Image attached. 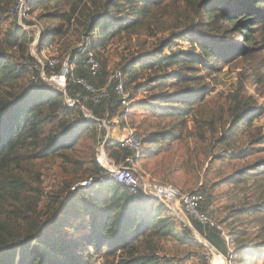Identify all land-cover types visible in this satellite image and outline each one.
Instances as JSON below:
<instances>
[{
	"label": "trees",
	"instance_id": "obj_1",
	"mask_svg": "<svg viewBox=\"0 0 264 264\" xmlns=\"http://www.w3.org/2000/svg\"><path fill=\"white\" fill-rule=\"evenodd\" d=\"M16 1L0 0V264H184L165 254L170 242L183 248L184 259L209 264L206 247L191 230L141 191L131 194L107 180L69 193L102 173L96 149L106 132L97 120L124 115L112 88L94 103V93L76 83L83 79L95 93L106 86L107 48L116 40L125 42L121 47L128 53L119 68L125 90L142 77L151 91L139 107L167 121L136 132L143 144L140 161L156 159L192 122L200 145L189 154L210 160L206 171L217 164L214 182L200 188L207 197L203 210L218 216L229 242L215 229L190 224L229 264H264V103L259 102L264 99V0H27L28 14L44 21L43 48L68 55L65 90L39 77L38 63L29 55L31 33L17 22L2 30ZM165 33L169 36L161 38ZM76 39L82 47L73 46ZM178 41L189 49H173ZM89 53L100 65L96 76L87 69ZM237 66L241 71L222 93L218 114L197 120L194 113L214 91L217 74ZM46 70L50 76L59 69ZM64 91L75 104L66 102ZM105 151L115 163L130 155L111 140ZM57 162L62 184L48 197L42 171ZM221 187L227 188L224 204L213 209L210 192Z\"/></svg>",
	"mask_w": 264,
	"mask_h": 264
},
{
	"label": "rangeland",
	"instance_id": "obj_2",
	"mask_svg": "<svg viewBox=\"0 0 264 264\" xmlns=\"http://www.w3.org/2000/svg\"><path fill=\"white\" fill-rule=\"evenodd\" d=\"M26 11H27V15L25 18L21 20V26H23L24 28H28L26 32L31 33V36L33 37V42L30 44L29 47V55L33 57L35 60H37V63L38 60L41 61V64L43 66V71L46 76H48V73L46 72L47 71L46 66L52 69L51 71H54L56 68H58L59 69L58 72L51 73V75H57L61 69L62 64H64L65 61L68 59V55L63 54L61 56L58 52H56L55 49L47 50L43 48L47 40L46 37H44L45 36L44 21L37 20L35 16H30L28 14L27 2H26ZM15 23L19 24L16 18L5 19L4 17L2 20V30L4 31V30H8L9 28L10 29L14 28ZM74 29H75L74 26H71L70 30L73 31ZM160 36H162L161 38H167L169 36V33H165ZM74 37L75 36H72V38ZM238 41L236 42L237 44ZM74 42L75 43L73 46H76V48L80 47L81 40L76 39ZM132 44L134 45L135 42L133 41ZM174 45L175 47H173ZM174 45L171 44V47H173V49H182L185 51L189 49L188 43L186 41H178V43ZM121 46L125 47L126 46L125 42L124 41L117 42L116 40L112 43L111 46L107 48L106 57L108 59V68H109L108 70L110 72L109 73L110 75H112L113 72H115L120 68V64H123L125 60H127L126 55H128V53L124 54ZM168 53L169 50L165 48L164 54H168ZM53 59L56 60L57 64L55 67L52 68L49 67L48 62ZM37 66L38 67L36 68L38 70H41V66L39 64ZM241 68H242L241 66H237L236 68H232V69L225 68L221 74H217V82L214 85L215 88L214 91L205 99V103L200 106V110L194 113L199 115V117H196L197 120L200 119V116L202 114L203 115L218 114L217 110L218 108H221L223 104L224 94L228 90H230V86L235 83L236 74L239 71H241ZM124 80H126V76ZM45 83H47L48 86H52V83L50 82H45ZM143 84H145V81L142 77H140L138 78L136 83L130 86V88L126 91L127 95H129V98L132 101V104L130 106V109L124 110V115H123V117H126V119L130 122V124L135 129V131L139 132L140 134L143 131L150 130L151 127L156 126L158 123L164 126L167 122V121L161 122L159 120H156L150 111L143 110L139 107V105L142 102H146L150 100L151 89L150 87L147 88L143 87ZM248 90L252 95H254L255 92L253 88L251 89L248 86ZM259 102L264 103V99H259ZM260 124L264 125V117L260 120ZM120 125L121 123L118 121L114 125V127L121 128ZM188 133L192 134V136L188 137ZM188 133L186 131H183L182 138L179 141L172 144L168 150L163 149L159 153V155L156 156L157 157L156 159L143 161V162L139 160L135 165V171H137V173L139 174H142L143 178L153 179L158 183L172 185L173 187L183 192H193L197 190L200 191V188L206 186L207 180H210L211 183L214 182V179L216 177L215 167L217 166V164H214L213 167H209L208 171H206L210 160L204 161L203 157L199 156V153L195 154V151L200 145V143L198 141L199 138L196 129L194 130V126L192 122H189L188 124ZM113 135L114 133L113 134L111 133L110 136L107 135V137L109 138L114 137ZM194 144L196 147L195 151L189 154V151L194 146ZM101 146L96 149V154L100 151ZM104 152L105 155L108 157L105 149ZM107 159L110 162L114 163L115 166L119 165V163H115L109 157ZM186 160H189L191 163L189 168L184 169L182 167V164ZM198 162L202 164V166L198 168V171L191 170V165H194ZM231 165L235 167L238 166V164L235 163H232ZM229 172L230 171H226L225 174H228ZM42 180H43V184H42L43 193L46 196L49 197L52 193L58 191V189H56L58 188L57 185L61 186L63 180L62 170L59 162H57L56 165H54V167L51 168L50 170L42 171ZM203 194L206 195L205 193ZM210 194L214 198L212 204L213 209L222 208V205L224 204L225 197L227 194V188L224 187L216 188L212 190ZM212 207L209 208L212 209ZM41 210L42 212H44L45 208L42 207ZM217 217L218 216L211 218L214 221L218 222ZM184 218L188 219L186 216H184ZM165 251H166L165 254L168 256V258H171L173 255L176 258H180L181 261L184 262V264H197L196 257H193L191 259H184L188 257L184 255L183 248L181 249L179 247H176V244L173 242H170L166 245ZM207 251L208 254H206V258L209 256L210 257L209 264H213L214 262L213 260L217 259V257L212 253L211 250L207 249ZM170 254L172 255L170 256ZM175 254L178 255L176 256Z\"/></svg>",
	"mask_w": 264,
	"mask_h": 264
},
{
	"label": "built area",
	"instance_id": "obj_3",
	"mask_svg": "<svg viewBox=\"0 0 264 264\" xmlns=\"http://www.w3.org/2000/svg\"><path fill=\"white\" fill-rule=\"evenodd\" d=\"M26 2L27 0H17L8 11L10 18H16L19 23L18 25L24 31L28 30V28L21 26V20L27 15ZM82 46L83 43H80V47ZM38 64L41 66V70H39V77L44 82H50L57 88L65 90L67 76L70 71L67 60L64 64H62L57 75L50 76L45 75L41 61L38 60ZM56 64L57 62L54 59L48 62L49 67L52 68L55 67ZM87 69L91 76H96L100 70V65L92 53H89L88 55ZM28 72L29 78L36 81V76L31 66H28ZM76 83L84 86L88 91L94 93V96L92 97V101L94 103H99L101 100L106 99L109 95V89L112 88L120 99V106L124 110L130 109L132 101L130 100L129 95H127V92L124 88V76L120 69L116 70L112 75L109 76L106 86L97 93H95L94 90L88 86L83 79H77ZM66 102L71 106L75 104V102L70 100H67ZM84 114L86 118L96 121V119H94L88 113L84 112ZM97 121L98 126L105 130L106 137L107 135L110 136V134L116 129L114 125L118 121L121 123L120 126L122 135L119 139H116L115 142L118 144V148L120 150H126L130 153V155L126 156L118 166H115L114 163L107 159L108 157L101 148L96 154V162L102 168V173L78 182L70 188L69 193L73 192L76 188H87L92 186L94 183H104L107 180H114L127 189L131 194H137L139 191H141L146 197L156 199L167 209H169L175 217H177L178 214L189 223V220H193L203 227L219 231L224 240L227 243L229 242V237L222 226L218 222L214 221L203 210V205L206 202V195L198 190L193 192H183L172 185L162 184L156 182L153 179L143 178L142 174H139L137 171H135L136 163L142 158L143 144L142 139L138 136L135 129L132 127L126 117L120 118L115 116L113 118H106L104 120ZM108 139L110 140L111 137H108ZM184 216H186L188 219L184 218Z\"/></svg>",
	"mask_w": 264,
	"mask_h": 264
},
{
	"label": "water",
	"instance_id": "obj_4",
	"mask_svg": "<svg viewBox=\"0 0 264 264\" xmlns=\"http://www.w3.org/2000/svg\"><path fill=\"white\" fill-rule=\"evenodd\" d=\"M64 96H65V99L66 101L69 100L67 95H66V92L64 91ZM108 137L105 138L104 140V143L103 145L101 146L102 148V151L104 152V149H105V144L108 142ZM105 153V152H104ZM177 218L178 220H180L184 225H186L192 232L193 236L197 239V241L201 244H203L204 246H206L207 249L211 250L212 253L215 255V256H221V258L223 259L224 261V264H229L228 260L226 258H224L220 253H218L214 248H212L209 244H207L201 237L200 235L196 232V230L192 227V225L186 221L185 219H183L182 217H180L178 214H177ZM212 263V262H211Z\"/></svg>",
	"mask_w": 264,
	"mask_h": 264
},
{
	"label": "crops",
	"instance_id": "obj_5",
	"mask_svg": "<svg viewBox=\"0 0 264 264\" xmlns=\"http://www.w3.org/2000/svg\"><path fill=\"white\" fill-rule=\"evenodd\" d=\"M114 133V137H111V141L115 142L116 139H119L122 135V130L119 127H116V129L112 132V134Z\"/></svg>",
	"mask_w": 264,
	"mask_h": 264
},
{
	"label": "bare ground",
	"instance_id": "obj_6",
	"mask_svg": "<svg viewBox=\"0 0 264 264\" xmlns=\"http://www.w3.org/2000/svg\"><path fill=\"white\" fill-rule=\"evenodd\" d=\"M217 259H214L213 261V264H224V261L223 259L221 258V256H216Z\"/></svg>",
	"mask_w": 264,
	"mask_h": 264
}]
</instances>
